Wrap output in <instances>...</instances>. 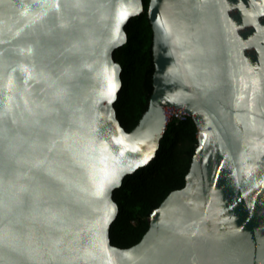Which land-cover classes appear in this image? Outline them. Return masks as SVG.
<instances>
[{
  "label": "water",
  "instance_id": "water-1",
  "mask_svg": "<svg viewBox=\"0 0 264 264\" xmlns=\"http://www.w3.org/2000/svg\"><path fill=\"white\" fill-rule=\"evenodd\" d=\"M67 2L0 0V199L11 203L7 216L0 210V230L10 228L22 244L39 246L43 264H264V0H151L154 92L131 132L115 107L123 68L114 54L128 41L130 20L144 12L143 0H82L86 7L71 10ZM121 6L130 13L127 21H119ZM154 18L171 28L167 41ZM73 27L78 39L75 63H69L65 48L71 45L58 37ZM177 34L178 44L172 42ZM113 64L120 88L109 104L104 68ZM58 89L63 100L53 104ZM44 105L49 111L41 115ZM166 107L185 109L198 128L186 185L153 212L139 244L115 247L114 192L157 157ZM64 133L88 155L98 156L104 140L118 147L111 136L143 143L139 153H125L121 163L132 170L102 198L92 195L86 167L61 168L73 185L63 200L41 194L58 210L50 227L48 205L31 202L40 177L34 165L53 158ZM53 141L49 152L44 145ZM146 153L151 159L136 167Z\"/></svg>",
  "mask_w": 264,
  "mask_h": 264
},
{
  "label": "trees",
  "instance_id": "trees-1",
  "mask_svg": "<svg viewBox=\"0 0 264 264\" xmlns=\"http://www.w3.org/2000/svg\"><path fill=\"white\" fill-rule=\"evenodd\" d=\"M150 1L143 0L144 12L130 20L126 27L128 41L114 54L123 68V88L115 107L127 132L139 125L154 92ZM198 145V128L193 118L167 125L157 157L150 165L128 175L114 192L119 215L110 230L113 246L128 249L142 241L150 229L153 212L172 192L185 187Z\"/></svg>",
  "mask_w": 264,
  "mask_h": 264
},
{
  "label": "snow or ice",
  "instance_id": "snow-or-ice-1",
  "mask_svg": "<svg viewBox=\"0 0 264 264\" xmlns=\"http://www.w3.org/2000/svg\"><path fill=\"white\" fill-rule=\"evenodd\" d=\"M87 5L82 2V0H68L65 7L68 9H81ZM55 7L59 8L60 5L57 3ZM135 11V10H134ZM130 13L127 8L121 6L119 11V21H127ZM154 24L158 25L162 32L160 33L161 38L165 41L173 35L171 28L167 27V22H161L159 19L154 18ZM117 33H119V24L116 28ZM61 41H68L71 47L65 48V51L69 53L68 56H65V60L69 63H75V59L71 56V52L75 49L76 44L72 43L78 39L77 32L75 27H73L67 34H60L58 37ZM173 43H180L181 38L177 34L175 35ZM104 72L107 80V102L110 104L116 99L117 90L120 88V83L117 79L118 66L113 64L111 68H104ZM11 84V81H9ZM63 100V89H58L54 93V99L51 101L53 104L62 103ZM44 112L41 115H46L49 111L48 106L44 105ZM35 123L39 124L40 121L37 120ZM69 126H71L69 124ZM47 127V124L44 125ZM157 130L159 129V124L156 125ZM207 132L204 133L206 137ZM64 141L59 147L56 148V152L51 160L47 156L42 160H37L35 162V167L40 170V177L37 182L36 188L33 189L30 193L31 202L39 207L41 204L48 205L45 208V212L49 215L45 216L44 219L49 223L50 227L51 221L58 219V210H54L53 205L49 201L41 200V194L47 195L51 200H63L67 194L69 188L73 185V180L66 176L60 169L63 168L67 163H78L81 168H87V176L91 181L92 185V195L98 198L105 197L108 194V190L119 186L121 182V174L124 171H131V165L122 164L121 160L125 158V153L135 154L140 152V148L137 146L143 141H136L134 143L126 142L124 135L120 136H111V140L114 142V145L118 146L115 149H110L107 144V140H104L101 148L99 149V155H88L77 151V142L72 140V136L68 133H64L62 136ZM72 140V143L69 141ZM49 152L56 147V142L53 141L52 145H44ZM70 153L68 160L61 163L58 157L65 156ZM118 153V155H117ZM138 162L136 167H140L148 162L151 159L150 154H144L142 157L136 158ZM69 172H72L73 169L69 168ZM63 186V187H62ZM0 210L3 211V215L7 216L11 212V203L5 202L0 199ZM110 212L115 211V205L113 204L109 209ZM109 216L106 215L104 223L108 222ZM103 227V225L101 226ZM3 230H0L2 233ZM39 249V246L37 247Z\"/></svg>",
  "mask_w": 264,
  "mask_h": 264
},
{
  "label": "clouds",
  "instance_id": "clouds-1",
  "mask_svg": "<svg viewBox=\"0 0 264 264\" xmlns=\"http://www.w3.org/2000/svg\"><path fill=\"white\" fill-rule=\"evenodd\" d=\"M40 249L21 243L19 232L5 228L0 233V264H43Z\"/></svg>",
  "mask_w": 264,
  "mask_h": 264
},
{
  "label": "built area",
  "instance_id": "built-area-1",
  "mask_svg": "<svg viewBox=\"0 0 264 264\" xmlns=\"http://www.w3.org/2000/svg\"><path fill=\"white\" fill-rule=\"evenodd\" d=\"M165 115L167 120V125L173 121L184 122L189 118H192V115L189 114L185 109H178L174 107H166Z\"/></svg>",
  "mask_w": 264,
  "mask_h": 264
}]
</instances>
